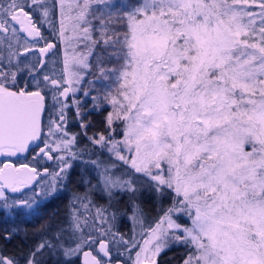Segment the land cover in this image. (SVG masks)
Masks as SVG:
<instances>
[{
  "label": "snow or ice",
  "instance_id": "6c2138e0",
  "mask_svg": "<svg viewBox=\"0 0 264 264\" xmlns=\"http://www.w3.org/2000/svg\"><path fill=\"white\" fill-rule=\"evenodd\" d=\"M93 3L109 11L96 15L99 9L94 11ZM250 3L256 0H139L129 9L114 0H72L65 15L64 0H60L61 40L84 43L87 52L74 57L83 68L90 67L88 57L96 45H102L97 66L100 78L111 81L102 85L107 89L103 99L112 105L106 121L111 131L114 119L122 122L121 140L111 134L89 139L154 182L151 187L158 194H172L171 207L148 229L150 234L142 237L134 264H156L169 238L189 249L184 264H264V0H259L258 13L247 7ZM33 8L42 10L39 21L27 10ZM49 16L45 0H0V155L27 152L41 140L45 88H62L59 94L65 97L75 91L63 88L64 83H71L68 79L44 74L42 83L36 71L43 59L31 66L21 59L37 50L43 57L54 47L51 43L36 47L45 39L40 25L49 23ZM66 21L71 24L72 37L65 36ZM93 31L100 33L99 38L93 37ZM105 54L108 59L114 57L119 67L106 68ZM25 69L34 89L18 86L17 75ZM64 118L61 110L60 120ZM74 140H62L57 149L63 145L70 152L68 146ZM43 144L37 145L39 153L53 159L46 151L54 150L48 140ZM70 154L75 158L74 152ZM68 166L65 161L54 174L44 189L45 197L57 194L56 176L63 180L60 174H66ZM116 166H104L99 173L100 191L110 199L117 191L135 194L132 179L111 172ZM22 168L0 167V200L6 209L33 211L34 197L9 204L5 194L30 187L39 175L35 167ZM74 199L85 210L92 202L88 193ZM96 219L107 223L101 209ZM87 225L86 217L73 214L72 238L77 243L74 247L60 245L65 257L95 243L83 234ZM46 244L53 247L44 242L37 251ZM138 245L140 241L133 238L128 250ZM99 251L109 256L103 241ZM83 255L85 264H111L91 252ZM0 264L14 261L0 258ZM28 264H34L32 258Z\"/></svg>",
  "mask_w": 264,
  "mask_h": 264
},
{
  "label": "trees",
  "instance_id": "16d2710c",
  "mask_svg": "<svg viewBox=\"0 0 264 264\" xmlns=\"http://www.w3.org/2000/svg\"><path fill=\"white\" fill-rule=\"evenodd\" d=\"M55 2L56 0H45V3L49 6L50 16L48 19L50 22L40 25L42 35L45 37L44 40H41L40 45L45 46L46 43H51L54 45V47L49 49V51L44 55V64L42 67H40L39 70L37 69L36 71V76H38L39 79H41V77L39 76L44 71L52 67L56 68V70H59V68L62 66L63 58L61 38L59 36L60 28L56 23V20L58 19V9ZM114 2L124 3L128 6L129 9H131L137 3H139V0H114ZM258 5L259 0H256V3H250L247 7L250 10L258 13L260 11ZM92 9H94L93 6ZM98 9H100V7H98ZM27 10L32 12L34 21H39L41 19L42 14L40 10H36L35 8ZM101 13L104 12H100V14ZM100 14L96 13V15ZM98 23L99 22L96 20L93 21L94 25L98 26ZM119 27H122V25H120ZM92 35L94 38H99L100 33L98 31H93ZM70 47L74 52L75 50L80 52L81 50H86L84 45H80L77 43L72 44ZM101 49L102 45H96L93 54L88 57V60L93 59L92 61H89L90 67L93 68V73H95L94 71L97 67L95 59L98 55L101 54ZM75 53L77 54V52ZM106 57L107 54H105L104 59V65L106 66V68L119 67V63L114 57L111 59H108ZM83 81L87 83L89 81H94L95 83H97L100 80L95 81L94 78H86V80ZM85 82L82 83V86L86 90L87 86H85ZM108 83H111V81H108ZM102 85V83H97V85L95 86L96 88H103ZM26 86H24V88ZM64 86L65 84H63V87ZM35 87V84H29L28 89H34ZM89 91L90 90H87L86 92L89 93ZM51 92H55L57 98L62 97L60 100H64V96L59 94L60 88H53L52 86H48L44 89L45 94ZM80 96H84L85 99V95L82 92H80ZM86 96L90 98V96ZM88 98H86L87 101H89ZM92 107L93 108H90L88 110V115L91 119V122L88 124L90 125L84 126L83 129L78 123L77 119L74 123L73 120H71L67 124L68 126L65 124V122H62V125L66 127V131L73 134V137H75V141L72 144V148L70 149V151L75 152V158H72L70 163L68 164L70 166L66 167L70 179H65L63 184H61L63 180L58 177V179L61 181V186L58 189L57 194L51 197H43L41 200L37 201V205L35 206V210L33 211L18 207L7 209L0 207V258H8L9 260L14 261V264H28L29 258L33 259L34 264H47L49 260L47 244L43 249L37 251L38 246L41 243L47 242L48 239L46 219L50 217H55V219L68 218L70 215V211L72 210V205L69 200L70 195H84L85 193H88L92 201L91 204L95 205L96 208L105 209L107 212L112 213V216L116 218L115 222L111 221L110 218V224L108 225L111 231L116 234V238L114 240L108 239L107 241H115L117 245L116 250L114 251V253H112L111 260L114 259L112 257H116V261L119 262V264H131L130 262L133 258L136 247H131L129 251L128 249L130 247L122 242L123 239L131 243V239L129 237L131 229L128 216L131 214V212L132 214L138 216L143 222L142 226L144 227V231L146 232L151 221L153 219L162 217L165 211L169 207H171V193H167L165 195L158 194L151 187L154 182L150 181L141 173H135L134 170L129 166L124 164L127 167L126 168L123 164H119L118 160H115V157L111 155L110 152H107L104 149L99 148L96 144L90 142L89 137L96 138L98 134L104 133L105 119L104 110H95V104ZM47 108L48 102L45 95V111L42 115L43 130H46L47 123L45 120V115H47ZM68 112L69 117L76 118L72 107L68 108ZM54 120L57 121L56 116L54 117ZM91 125L93 126V129L91 130V132H87L85 128ZM33 147L34 145L32 144L27 152L33 153ZM27 152L18 153L9 160H11L15 164L26 163V161L30 160L28 155H24ZM23 155L26 158L18 157ZM93 161H95L96 163H93ZM57 163L54 165V167L56 165H59ZM112 163H115L117 165L115 168H111L114 176L117 177L119 171V176H121L122 178L126 177L133 180L137 187V192L135 194L117 191L114 198L110 199L106 194L100 191L99 173L103 170L104 166L110 167ZM97 164H99L100 167H97ZM40 165L44 168L46 167L45 164ZM47 166H49L48 161ZM134 208H138L139 211L137 213H134ZM69 230V244L72 245L74 243V239L72 238L73 233L71 228ZM188 252L189 249L186 246L182 245L181 247L177 248L176 244H169L159 253L157 258L160 261V264H181L182 261L186 259ZM33 253H35V256H32ZM71 260L75 261V259H69V264H71ZM112 262L114 264L116 263L114 261Z\"/></svg>",
  "mask_w": 264,
  "mask_h": 264
},
{
  "label": "rangeland",
  "instance_id": "374dc122",
  "mask_svg": "<svg viewBox=\"0 0 264 264\" xmlns=\"http://www.w3.org/2000/svg\"><path fill=\"white\" fill-rule=\"evenodd\" d=\"M55 3H56V6H57V9H58V11H57L58 12V19L56 20L57 21L56 23H57V26L60 28V21H61V18H62L61 17V11H60V0H56ZM71 3H72V0H64V13H65V15H68V6ZM92 6L94 7V9H93L94 11L96 9H98V7H100L99 11L96 12L98 14H100V12H104L106 14L109 11L108 9L104 8L103 5H98L96 3H93ZM40 12L42 14V10H40ZM66 24H68V30L65 32V36L72 37L73 36V31H72V28H71V24L68 21H66ZM0 35H2V34H0ZM30 43H35V41H31L30 40ZM40 43H41V41L39 42V44L36 45L37 49L39 47H43L44 46V45H40ZM74 43H77L76 39H71V40H68V41L61 40L62 58H63L62 66L59 68V70H56V68L52 67V68L44 71L39 76V77H41V79H40L41 82H43V75L44 74H47L49 77L57 79V80H61V81L65 80V79L71 80L70 84L69 83H64L65 86L63 88L75 89V91L70 90L68 92L67 96L63 97L64 100H60L62 97H60V98L56 97V99H53V93L54 92H51V93H48V94L46 93L47 102H48V108H47L48 111H47V115H45V120H46L47 124H46V130H43V133H42V136H41V140L37 141V144H36V150L37 151H36V153H38L39 147H44L43 141L45 139H47L49 144L51 145L52 149H54V150L46 149V151H49V155H51L53 157V159L49 160L47 158V156H43V154H40L39 156L38 155L35 156L34 159H31L29 157L30 160L26 161V164H29V165L33 166V163H28V162L33 161L34 163L45 164L46 167L43 168V170L38 169V173H39L38 180H37V182L35 183L34 187L31 190L25 191L24 193H22V195H16V196H12V195L10 196L7 193H5L6 196L8 197V203L9 204H11L14 199H16V200H18V199H28L29 197H34L37 201L41 200L43 197H45L43 195L44 189H46L48 187V185L52 183L54 174L60 172V168L64 165L63 163L65 161L67 162V164H69V161L73 158V156L70 154V152H73V151H70V152L69 151H65L63 145H61L59 147V149H57V145L61 144L62 140H72V138H73V134H71L68 131H66V129H65L66 127L62 125V122L63 123L65 122V124L67 125L71 120H73V123H74L76 121V119H77L78 123L80 124V126L83 129L84 126L90 125V124H88V123L91 122L90 116L88 115L89 114L88 110L90 108H93L92 106L95 104V108H96L95 110H97V111L104 110V115H105V119H104V133H102V134L105 137H109L110 134H111V137L114 138L115 140H121L122 139V122L121 121L119 122L118 120L114 119L113 120V124L111 126V128L114 129V131H111L110 128H109V125L107 124V121H106V118H107L108 114L112 111V105L103 99V96H104L105 92L107 91V89H105V88H96V86H95V85H97V83H102L103 85L104 84H109V83H108V81H104V80H102L100 78L99 68L97 66V60L94 57L93 58L95 59L96 66H97L96 70L94 71L95 73H93V68L92 67L83 68V67H81L80 65H78L76 63V61L74 60V57H78L77 55L86 53L87 49L86 50H81L82 53L80 51H76L75 50V52H77V54H76L70 47ZM87 43H90V42H87ZM80 45H84V43H80ZM79 52H80V54H79ZM33 56H35V59H33ZM40 56H41V54L37 50L34 53H31V52L28 53L26 57H21V59L22 60H26L30 66L33 65V64H37L38 65V61H40V59H42V57H40ZM92 60L93 59H89L88 63H89V61H92ZM66 61H67V69H65V62ZM12 70H15L14 66H13ZM72 73H79L80 75H79V77H77L75 75H72ZM27 74H28V71H27V69H25L24 72H21V73H19L17 75V83H18V86L20 88H24V86H26L28 84L25 87V88L28 89L29 84L30 85L35 84L33 79H32V77H31L30 80L24 82V80L26 79V75ZM86 78L87 79L94 78L95 81L96 80L97 81L100 80V81L97 82V83H95L94 81H93L94 83L89 81L87 83V82L83 81V80H86ZM83 82H85V86H87L86 90L82 86ZM49 86H51V85H49ZM87 90H90L89 93H87V95L90 96V98H88L85 95V92ZM60 91H62V88H60ZM80 92H82L85 95V99H84V96H80ZM93 97H97L98 99L94 100ZM86 98H88L89 101H87ZM86 105H88V106H86ZM69 107H72L76 118L75 117H69V115H68V113H69L68 112V108ZM61 110H63V112L65 114L64 120H60V112H61ZM78 111H79V115H77ZM55 116L57 117V121L54 120ZM51 121H55L56 123H53L51 125L52 133L49 134L48 129H49V124H50ZM60 123H61V127L59 129H57V124L60 125ZM82 124H83V126H82ZM88 128H90V129H88ZM92 129H93L92 125L87 127V128H85V130L87 132L88 131L91 132ZM65 132H67V134H68L67 136H64ZM106 133H107V135H106ZM99 135L100 134L97 135L96 139H99ZM90 142H92V141L90 140ZM72 144L68 146L69 149L72 148ZM37 145H39V147H37ZM96 145L99 148H102L105 151H107L106 148L101 147L98 144H96ZM61 156H63V158H64L63 160L58 159ZM10 157L11 156H7L6 155V157H5L4 155H0V167H3V164H5V162L7 164L8 160L10 159ZM18 157L22 158V157H25V156L23 155V156H18ZM47 161L49 162V166H47ZM56 163L59 164V165H56L54 167V165ZM118 163L119 164L120 163L123 164V162H120V161H118ZM60 175L61 176H65V173H61ZM119 175L120 174H119V171H118V176L117 177H121ZM58 177H60V176H56L57 189H59L60 186H61L60 185L61 181L58 179ZM64 181H65V178L63 179L61 184H63ZM34 193H39V195L38 196H34ZM77 196H83V195H81V194H72L69 197L70 203L72 205V210L70 211V215H69L68 218L72 219V216H73L74 213L77 214L78 216H81V217H89L91 219V221H88V222L89 223H94L95 224L94 228H97L95 219L97 217V209H99V208H96V206L93 205V204H89L88 210H85L81 206L80 202L74 199ZM3 203L4 202L2 200H0V207H3ZM102 210L106 211L105 209H102ZM104 216H105V218H108L109 214L108 213H106V214L104 213ZM128 218H129V221H130L131 233L129 234V237H130L131 241L133 240V238H135L136 241H140V245H138L135 248L133 258H132V260L130 262L131 264H134V261L136 259L135 254L139 250V247L142 246V243H143L142 237H147L150 234L148 232V229H150L152 227H155V224L159 221V219L161 217L157 218V219H153L151 221L150 225H148L149 228L147 229L146 232L144 231V227L142 226L143 222L141 221V219L138 216L132 214V212H131V214L128 216ZM173 218L176 219L177 218L176 215H174ZM92 225H91V227H92ZM105 226L108 227V225H106V224L105 225H101L102 228H104ZM90 230L91 229L89 227L86 228L84 230L83 234L85 236H88L89 234H91ZM169 231L171 232L173 230H169ZM94 232H95V230L92 233H94ZM104 232H107L108 237H112V235L110 234V231L104 230ZM117 240H118V236H117ZM75 242L77 243V241H75ZM130 244L131 243L127 244V246L130 247ZM169 244H179V242H176V241H174V240L169 238L168 241H167L166 246L169 245ZM86 245H87V248H90V249L94 250L93 253L95 255H93V256L97 257L98 259H101V260H104V261H109L111 259V257H109V256L104 257L103 254H100V253L96 252V244L95 243L90 242L89 244H86ZM182 245L185 246L184 244H182ZM83 247H84V245H83ZM132 248H134V247H132ZM112 258H114V259H112V261L118 263L116 261V257H112ZM181 264H184V260L182 261Z\"/></svg>",
  "mask_w": 264,
  "mask_h": 264
},
{
  "label": "flooded vegetation",
  "instance_id": "af4514ba",
  "mask_svg": "<svg viewBox=\"0 0 264 264\" xmlns=\"http://www.w3.org/2000/svg\"><path fill=\"white\" fill-rule=\"evenodd\" d=\"M37 69L39 70L40 67L38 66ZM32 76H30L29 74L26 75V79L24 80V82L28 81L31 79ZM64 99V98H63ZM36 144L37 142H34V152L33 153H25L24 155H28V157H30L31 159H34L35 156H39L40 153L38 151V153H36ZM30 149V148H29ZM36 153V154H35ZM18 154V153H17ZM6 156V155H4ZM15 156V155H14ZM13 156H11L10 158H12ZM71 161V160H70ZM69 161V163H70ZM28 163H33V166L26 164V163H20V164H15L13 163L11 160H8L7 164L8 165H12L14 167H19L20 165L26 164L29 165L31 167H35L38 171V169L43 170L44 167H42L39 163H34L33 161L28 162ZM6 164V162H5ZM3 164V166L5 165ZM111 170V169H110ZM70 171V170H69ZM101 172V171H100ZM112 172V171H111ZM65 179H70V176L68 174V170H66V174H65ZM38 180V176L36 178V181L34 182V184L30 187V188H25L23 189L20 193H9L6 192L8 195H12V196H16V195H22V193H24L25 191L31 190L35 183ZM101 209V208H99ZM102 210V209H101ZM104 213H108L109 217L106 218L107 223H101L98 219L96 220V225L98 226L97 228H92L91 225L94 223H89L88 225L85 227L84 226V230L86 228H90L91 230V234H89L93 240H95V244H96V252L103 254L102 252L99 251V245L100 242L103 241L107 244V249L109 251V257L112 256V253H114V251L116 250V242H108V239H115L116 238V234L112 231H110V234L112 235V237H108L107 232H104V230H108L109 227L105 226L104 228L101 227V225H109L110 224V218L111 221H116V218L114 216H112V213L104 211ZM114 215V213H113ZM88 221H91V219L89 217H86ZM70 222V223H69ZM46 225H47V235H48V239L47 242L50 243L51 245H53V247H48V255H49V260L47 262V264H69L68 260L69 259H75L71 260V264H85V257L83 255L84 252H91L92 256L95 255L93 253L94 250L87 248V245L85 244L84 247H82V251L79 252L77 255L72 256V257H65L64 255V249L63 247H60L61 244H63L64 247H68V246H75V239H74V243L72 245L69 244V234H70V225L72 226V219L70 218H58L55 219V217H50L46 219ZM95 230L94 233H92ZM77 236H79L80 234L77 233ZM59 236V239H57V237ZM177 248L181 247L182 244H176ZM104 255V254H103ZM106 257V256H104ZM111 260V259H110ZM111 264H114L111 260ZM156 264H160V261L158 260V258L156 257Z\"/></svg>",
  "mask_w": 264,
  "mask_h": 264
},
{
  "label": "water",
  "instance_id": "95a60500",
  "mask_svg": "<svg viewBox=\"0 0 264 264\" xmlns=\"http://www.w3.org/2000/svg\"><path fill=\"white\" fill-rule=\"evenodd\" d=\"M44 55H45V54H44ZM44 55H43V57H44ZM43 57H42V59H43ZM30 146H31V145H30ZM23 165H26V164H23ZM23 165H20V166L17 167V168L20 169L21 171H23V168H22ZM10 166H12V165H10ZM27 166H28V167H31V166H29V165H27ZM9 170H10V169H8V168L5 169V171H9ZM36 178H37V177H36ZM35 181H36V179L32 182L31 186L34 184ZM31 186H30V187H31ZM30 187H28V188H30ZM24 189H25V188H24ZM22 190H23V189H22ZM22 190H21V191H22ZM21 191H20V192H21ZM6 192H9V191H6ZM20 192H17V193H20ZM9 193H12V192H9Z\"/></svg>",
  "mask_w": 264,
  "mask_h": 264
}]
</instances>
